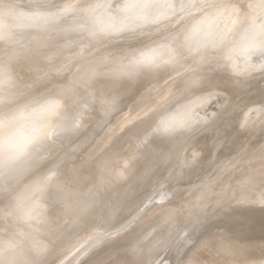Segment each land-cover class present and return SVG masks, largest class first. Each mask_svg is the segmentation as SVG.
<instances>
[{
	"label": "rangeland",
	"instance_id": "rangeland-1",
	"mask_svg": "<svg viewBox=\"0 0 264 264\" xmlns=\"http://www.w3.org/2000/svg\"><path fill=\"white\" fill-rule=\"evenodd\" d=\"M124 3L0 0V264H264V0Z\"/></svg>",
	"mask_w": 264,
	"mask_h": 264
},
{
	"label": "snow or ice",
	"instance_id": "snow-or-ice-1",
	"mask_svg": "<svg viewBox=\"0 0 264 264\" xmlns=\"http://www.w3.org/2000/svg\"><path fill=\"white\" fill-rule=\"evenodd\" d=\"M157 6V0H125V3L121 7V11L125 14V18L127 19H141L143 14L148 10L153 7ZM72 10L71 5L65 6L64 9L61 10L60 14L57 15H62V14H67ZM259 33L258 35L260 37H264V24L259 25ZM129 30L126 26H120L117 27L114 22H110L108 25L104 27L98 28L96 31L99 33L105 34V35H111L114 33H118L121 31H127ZM96 31L90 32V35H95ZM250 52H255L258 49L255 47H251L248 49ZM155 56L153 55H145L141 54L139 57L135 59V64L138 67H147L150 66L154 63ZM0 76H3V73L0 72ZM5 81L0 80V83H4ZM11 99L10 95H0V104H5L9 102ZM37 109H33V111H36ZM39 110L41 112H51L53 110L52 105H41ZM3 121H0V124H2ZM181 127L186 126L185 122H180ZM39 137L38 136H33L29 138L27 141L24 142L23 145L21 146H16V145H9L11 149L14 150L15 155L12 154H6L3 143L0 142V175H4L5 171L10 168L11 164L19 158L20 155H24L27 151V149L37 141ZM49 138H51V134H49ZM42 190V188L37 189Z\"/></svg>",
	"mask_w": 264,
	"mask_h": 264
},
{
	"label": "bare ground",
	"instance_id": "bare-ground-1",
	"mask_svg": "<svg viewBox=\"0 0 264 264\" xmlns=\"http://www.w3.org/2000/svg\"><path fill=\"white\" fill-rule=\"evenodd\" d=\"M258 32H259V31H258ZM250 34H251V33H250ZM250 34H249V35H250ZM246 35H247V34H246ZM258 36H259V35H258ZM245 39H246V38H245ZM240 43H242V42H240ZM236 45H237V44H236ZM232 48H233V47H232ZM213 55H214V54H213ZM260 67H261V66H260ZM263 67H264V66H263ZM199 70H200V69H199ZM51 96H52V95H51ZM52 97H53V96H52ZM56 97H57V96H56ZM49 103H50V102H49ZM51 103H52V102H51ZM113 104H114V103H113ZM195 110H196V109H195ZM181 111H182V110H181ZM57 112H58V111H57ZM185 112H186V111H184V114H186ZM180 113H181V112H180ZM78 114H79V113H78ZM184 114H183V112H182V116H183ZM174 115H177V114H174ZM78 116H79V115H78ZM188 117H189V116H188ZM69 118H70V117H69ZM78 118H79V117H78ZM45 119H46V118H45ZM70 119H71V118H70ZM171 119H172V118H171ZM66 120H67V119H66ZM156 120H157V119H156ZM11 121H12V120H11ZM12 122H13V121H12ZM79 122H80V121H79ZM13 123H14V122H13ZM20 123H21V122H20ZM46 123H47V122H46ZM97 124H98V123H97ZM47 125H48V124H47ZM155 127H156V126H155ZM153 128H154V127H153ZM41 130H43V129H41ZM37 131H38V130H37ZM39 131H40V130H39ZM83 132H84V131H83ZM86 132H87V131H86ZM146 133H147V132H146ZM40 134H41V133H40ZM149 135H150V134H149ZM80 136H81V134H80ZM77 137H78V136H77ZM81 137H82V136H81ZM171 140H172V139H171ZM77 141H78V140H77ZM67 142H68V141H67ZM72 142H74V140H73ZM170 143H171V142H170ZM8 146H9V145H8ZM65 146H66V145H65ZM9 149H11V148H9ZM12 153H13V151H12ZM22 157H23V156H22ZM23 160H24V158H23ZM52 160H53V159H52ZM236 160H237V159H236ZM48 161H49V160H48ZM230 161H231V160H230ZM27 162H28V161H27ZM49 162H50V161H49ZM145 163H146V162H145ZM225 163H226V162H225ZM49 164H51V163H49ZM154 164H155V163H154ZM233 164H234V163H233ZM236 164H237V162H236ZM139 165H140V164H139ZM223 165H224V164H223ZM223 165H221V166H223ZM225 165H226V164H225ZM225 165H224V166H225ZM230 165H231V164H230ZM237 165H238V164H237ZM67 167H68V166H67ZM221 170H222V169H221ZM145 171H146V170H145ZM47 172H48V171H47ZM143 173H144V172H143ZM143 173H142V174H143ZM146 173H147V172H146ZM146 173H145V174H146ZM216 173H217V172H216ZM33 174H34V172H33ZM35 174H36V173H35ZM137 175H138V174H137ZM148 175H149V174H148ZM148 175H147V176H148ZM140 176H141V175H140ZM145 176H146V175H145ZM216 176H217V175H216ZM61 177H62V176H61ZM64 177H65V176H64ZM128 178H129V177H128ZM213 178H214V177H213ZM62 179H63V178H62ZM130 179H131V178H130ZM209 179H210V178H209ZM235 179H236V178H235ZM126 180H128V179H126ZM57 181H58V180H57ZM90 181H91V180H90ZM90 181H89V182H90ZM123 181H124V180H123ZM207 181H208V180H207ZM212 181H213V180H212ZM125 182H126V181H125ZM58 183H59V182H58ZM120 183H121V182H120ZM127 183H128V182H127ZM124 184H125V183H124ZM125 185H126V184H125ZM195 185H196V184H195ZM243 185H244V184H243ZM81 186H82V185H81ZM86 187H87V186H86ZM122 187H123V186H122ZM77 189H79V187H78ZM82 189H83V188H82ZM195 189H196V188H195ZM119 190H120V189H119ZM0 192H1V191H0ZM114 192H115V191H114ZM83 193H84V192H83ZM82 195H83V194H82ZM121 195H122V194H121ZM193 195H194V194H193ZM179 197H180V196H179ZM111 198H112V197H111ZM191 201H192V200H191ZM185 204H186V203H185ZM113 206H114V205H113ZM92 209H93V208H92ZM115 210H116V209H115ZM211 210H212V209H211ZM88 211H89V210H88ZM89 212H90V211H89ZM89 212H88V213H89ZM193 213H194V212H193ZM189 217H190V216H189ZM0 219H1V218H0ZM185 220H186V219H185ZM194 220H195V219H194ZM201 220H202V219H201ZM3 221H4V220H3ZM3 221H2V222H3ZM4 222H5V221H4ZM4 222H3V223H4ZM200 222H201V221H200ZM6 224H7V222H6L5 225H3V226H4V227H9V228H11V225H7V226H6ZM8 224H10V223H8ZM12 225H13V224H12ZM194 225H195V224H194ZM15 226H16V225H15ZM83 226H84V225H83ZM183 226H184V225H183ZM186 227H187V226H186ZM191 228H192V227H191ZM12 229H15V228H12ZM46 229H47V228H46ZM188 229H189V228H188ZM0 230H1V228H0ZM3 230H4V228H3ZM195 230H196V229H195ZM17 231H18V230H17ZM1 232H2V231H1ZM4 232H5V231H4ZM13 232H14V231H13ZM188 232H189V231H188ZM11 233H12V230H11ZM14 233H15V232H14ZM4 234H5V233H4ZM6 234H7V233H6ZM186 234H187V232H186ZM0 235H1V234H0ZM11 235H12L11 237H13V233H12ZM181 235H182V234H181ZM182 236H183V235H182ZM186 236H187V235H186ZM186 236H185V237H186ZM2 237H3V235H2ZM11 237H9L8 239H10ZM183 237H184V236H183ZM183 237H182V238H183ZM185 237H184V238H185ZM3 238H5V237H3ZM3 238H2V239H3ZM21 238H22V237H21ZM0 239H1V238H0ZM5 239H6V238H5ZM22 239H23V238H22ZM64 240H65V238H64ZM1 241H2V240H1ZM6 241H7V240H6ZM23 241H24V240H23ZM61 241H62V240H61ZM57 242H58V241H57ZM182 242H183V241H182ZM14 244H15V243H14ZM17 244H18V242H17ZM55 245H56V244H55ZM13 246H14V245H13ZM169 246H170V245H169ZM3 247H4V246H3ZM55 247H57V245L54 246V248H55ZM168 248H169V247H168ZM170 248H171V247H170ZM2 249H3V248H2ZM55 249H56V248H55ZM5 250H6V249H5ZM10 250H11V249H10ZM172 251H173V250H172ZM0 253H1V252H0ZM3 254H4V252H3ZM0 256H2V255L0 254ZM6 256H7V255H6ZM15 257H16V256H15ZM163 257H164V256H163ZM7 258H9V257H7ZM11 258H12V256H11ZM4 259H5V258H4ZM14 259H15V258H14ZM160 259H161V258H160ZM22 260H23V259H22ZM43 260H44V259H43ZM157 261H158V260H157ZM2 263L4 264L5 262H2ZM158 263H159V262H158Z\"/></svg>",
	"mask_w": 264,
	"mask_h": 264
}]
</instances>
